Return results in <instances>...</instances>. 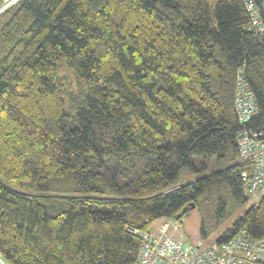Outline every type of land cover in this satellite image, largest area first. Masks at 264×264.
Returning <instances> with one entry per match:
<instances>
[{
  "label": "trees",
  "instance_id": "obj_1",
  "mask_svg": "<svg viewBox=\"0 0 264 264\" xmlns=\"http://www.w3.org/2000/svg\"><path fill=\"white\" fill-rule=\"evenodd\" d=\"M243 128L264 130L243 0H18L0 14V264H137L135 231L193 205L215 239L248 200ZM243 229L264 238V195L212 243Z\"/></svg>",
  "mask_w": 264,
  "mask_h": 264
},
{
  "label": "built area",
  "instance_id": "obj_2",
  "mask_svg": "<svg viewBox=\"0 0 264 264\" xmlns=\"http://www.w3.org/2000/svg\"><path fill=\"white\" fill-rule=\"evenodd\" d=\"M17 1L4 0L0 14ZM243 1L252 28L264 40V0ZM235 105L243 125L258 110L242 72L237 77ZM237 143L241 159L254 163L251 173H242L245 194L249 197L264 187V130L243 128ZM159 221L147 231H135L141 237L137 264H264V238H252L245 229L228 241L202 246L176 233L180 225L175 218Z\"/></svg>",
  "mask_w": 264,
  "mask_h": 264
},
{
  "label": "rangeland",
  "instance_id": "obj_3",
  "mask_svg": "<svg viewBox=\"0 0 264 264\" xmlns=\"http://www.w3.org/2000/svg\"><path fill=\"white\" fill-rule=\"evenodd\" d=\"M62 73L65 74L71 81H75L73 72L66 66L62 67ZM186 175V170L182 172ZM264 195V187L255 195L249 196L245 203L229 202L230 217L229 219L217 230L216 237L220 235L225 229L239 219L244 213ZM160 221H157L159 223ZM180 228L176 231L177 234H181L182 237L188 239L202 246L212 244V240H215L213 236L208 239H203L200 236L201 228V215L197 207L190 208L184 218L183 222H179Z\"/></svg>",
  "mask_w": 264,
  "mask_h": 264
},
{
  "label": "water",
  "instance_id": "obj_4",
  "mask_svg": "<svg viewBox=\"0 0 264 264\" xmlns=\"http://www.w3.org/2000/svg\"><path fill=\"white\" fill-rule=\"evenodd\" d=\"M192 207H194V205Z\"/></svg>",
  "mask_w": 264,
  "mask_h": 264
}]
</instances>
